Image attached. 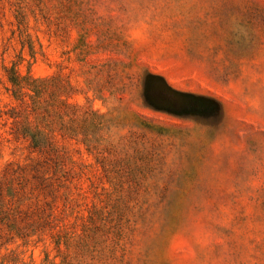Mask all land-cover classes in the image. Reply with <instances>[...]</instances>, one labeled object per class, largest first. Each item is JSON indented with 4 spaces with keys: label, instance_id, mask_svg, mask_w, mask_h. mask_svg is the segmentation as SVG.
Here are the masks:
<instances>
[{
    "label": "rangeland",
    "instance_id": "rangeland-1",
    "mask_svg": "<svg viewBox=\"0 0 264 264\" xmlns=\"http://www.w3.org/2000/svg\"><path fill=\"white\" fill-rule=\"evenodd\" d=\"M15 63L55 226L0 264H264V0H0V177Z\"/></svg>",
    "mask_w": 264,
    "mask_h": 264
},
{
    "label": "trees",
    "instance_id": "trees-1",
    "mask_svg": "<svg viewBox=\"0 0 264 264\" xmlns=\"http://www.w3.org/2000/svg\"><path fill=\"white\" fill-rule=\"evenodd\" d=\"M16 63L7 70V81L11 87V96L20 102V109L11 110L10 135L15 141L27 143V150L36 156V166L6 168L0 177V247L18 238L28 244L32 237H39L45 230L54 229L52 213L45 216L41 206L47 191L46 179L40 170V163L49 165L53 176L58 172L56 149L50 133L41 126V118L34 105L32 113L26 105L24 91L31 90L40 94L41 89L35 79L23 77L16 69ZM34 115V120L30 116ZM1 117V111H0ZM46 186H45V185ZM46 188V190H45ZM25 207L20 210L19 207ZM51 209V207H50Z\"/></svg>",
    "mask_w": 264,
    "mask_h": 264
}]
</instances>
